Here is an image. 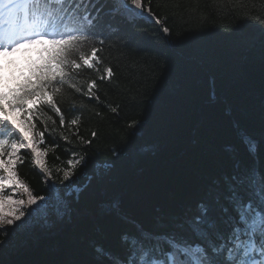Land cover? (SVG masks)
Wrapping results in <instances>:
<instances>
[{"label":"trees","instance_id":"obj_1","mask_svg":"<svg viewBox=\"0 0 264 264\" xmlns=\"http://www.w3.org/2000/svg\"><path fill=\"white\" fill-rule=\"evenodd\" d=\"M143 3L151 16L146 11L143 17L131 11L113 15L115 0H75L73 7L91 12L103 33L96 37L103 40L95 44L101 49L97 67L102 74L111 66L114 76L97 80L99 101L67 89L60 104L63 128L47 108L41 115L51 116L55 124L48 120L45 131L36 121L37 130L45 131L40 147L48 149L46 162L56 184L62 177L57 168H67L68 159L86 157L87 167L79 166L72 177L84 190L78 200L75 193L69 198L79 215L68 217L61 230L50 233L56 227L50 222L49 234L35 242L17 231L14 242L22 245L11 264H94L95 244L119 250L121 234L135 231L137 224L191 236L179 223L195 209L212 178L233 170L228 147L243 156L242 137H264V26L252 19H264V0ZM96 77L85 69L77 81L86 91V81ZM76 115L79 124L69 126ZM132 121L139 123L130 128ZM21 156V179L34 194L47 195L48 177L29 152ZM39 234L36 227L32 235Z\"/></svg>","mask_w":264,"mask_h":264},{"label":"snow or ice","instance_id":"obj_2","mask_svg":"<svg viewBox=\"0 0 264 264\" xmlns=\"http://www.w3.org/2000/svg\"><path fill=\"white\" fill-rule=\"evenodd\" d=\"M74 2L0 0V264H11L17 250V231L31 232L70 215L73 201L69 198L75 193L78 200L84 190L72 180L79 166L87 167L84 155L68 159L67 168L56 169L62 172L58 185L47 166L48 149L40 147L45 143L47 121L55 124L51 116L44 119L41 115L45 108L58 115L63 128L66 119L60 104L67 89L99 101L97 80L114 76L111 66L104 67L102 74L97 67L101 49L95 44L102 45L103 40L96 37L103 33L98 30L96 17L87 10L77 11L79 5L73 7ZM122 11L138 17L146 11L151 16V8H146L143 0H115L110 12L118 15ZM252 19L264 26L259 16ZM163 32L169 33V28L164 27ZM260 33L264 50V27ZM15 53H23V58L9 59ZM85 69L97 73L95 79L86 81V91L77 81ZM71 110L76 111L74 102ZM80 119L76 115L67 123L76 126ZM37 120L45 131L37 130ZM138 123L132 121L129 127ZM61 137L68 140L63 133ZM241 143L243 156L232 146L227 149L235 161L233 170L212 178L195 209L181 219L179 227L186 225L191 236L175 230L149 231L137 224L135 231L121 234L119 250L95 244L94 264H264V137L246 134ZM22 151L29 152L34 165L48 177L47 195L34 194L21 179L17 167L24 162ZM113 155L119 153L113 150Z\"/></svg>","mask_w":264,"mask_h":264},{"label":"rangeland","instance_id":"obj_3","mask_svg":"<svg viewBox=\"0 0 264 264\" xmlns=\"http://www.w3.org/2000/svg\"><path fill=\"white\" fill-rule=\"evenodd\" d=\"M15 58H17V55H15L14 56ZM7 194V193H6ZM74 212H72L70 215H68V216H65V217H63L62 219H60L59 221H61V220H63L64 221V224H65V222H66V220H67V218L68 217H72V214H73ZM65 218V219H64ZM73 218V217H72ZM56 223V227L55 228H53V230H55V229H57L58 228V221H55ZM49 225H50V223L49 224H43V225H41V226H37L38 227V229H39V231H40V233L41 232H47V230H49L48 229V227H49ZM7 227H13V226H7ZM18 232H20V233H22L23 235H30L31 236V239L35 236H33L32 235V232L33 231H31V232H21V231H18ZM16 244V243H15ZM17 245V248H19L22 244H16Z\"/></svg>","mask_w":264,"mask_h":264},{"label":"water","instance_id":"obj_4","mask_svg":"<svg viewBox=\"0 0 264 264\" xmlns=\"http://www.w3.org/2000/svg\"><path fill=\"white\" fill-rule=\"evenodd\" d=\"M106 208H108V206L105 207V208H103L102 210H105ZM102 210H101V211H102ZM78 215H79L78 213L74 212V213L72 214V217L75 218V217L78 216ZM64 219H65V218H64ZM65 223H67V222H65ZM63 225H64V221H63V220L59 221V222H58V228L55 229V230H52L50 233H53V232H55V231H59V230H61V228L63 227ZM48 234H49V232H41L38 236L33 237V242H35L36 240H39L42 236H45V235H48Z\"/></svg>","mask_w":264,"mask_h":264}]
</instances>
